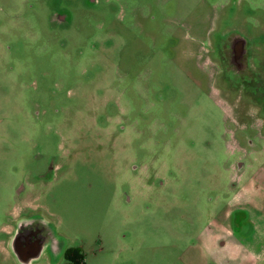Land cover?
Wrapping results in <instances>:
<instances>
[{
	"label": "rangeland",
	"instance_id": "rangeland-1",
	"mask_svg": "<svg viewBox=\"0 0 264 264\" xmlns=\"http://www.w3.org/2000/svg\"><path fill=\"white\" fill-rule=\"evenodd\" d=\"M229 36L264 58V0H0V264L21 223L33 264H264V115L214 62Z\"/></svg>",
	"mask_w": 264,
	"mask_h": 264
},
{
	"label": "flooded vegetation",
	"instance_id": "flooded-vegetation-1",
	"mask_svg": "<svg viewBox=\"0 0 264 264\" xmlns=\"http://www.w3.org/2000/svg\"><path fill=\"white\" fill-rule=\"evenodd\" d=\"M95 2V1H94ZM93 3V2H92ZM68 14L65 10L57 11L50 20L53 25L61 27H67ZM249 41L244 37L229 36L228 39L222 45L219 59L214 62L224 68L225 73L231 79V91L242 90L243 93L249 97V107L254 108L253 115L257 113V116L264 115V58L260 62L255 63L254 53L250 51ZM240 170L244 169V165L241 163L238 165ZM245 211V209H242ZM242 212V211H240ZM246 212L241 213V218L237 217L233 220L235 227L234 231L227 232V238L234 236L235 232L244 231L242 228L243 218H247ZM242 219V220H241ZM13 234V232H12ZM16 237L12 238L9 243V248L17 260L23 264H33L35 261L42 258L46 252L47 234L45 230L38 224H24L21 223L15 230ZM220 234L215 229L213 233L206 241L208 243H214L219 245ZM232 247V246H231ZM230 247V249H231ZM78 248H72L66 251V254L70 250ZM50 252V251H49Z\"/></svg>",
	"mask_w": 264,
	"mask_h": 264
},
{
	"label": "trees",
	"instance_id": "trees-1",
	"mask_svg": "<svg viewBox=\"0 0 264 264\" xmlns=\"http://www.w3.org/2000/svg\"><path fill=\"white\" fill-rule=\"evenodd\" d=\"M78 258L80 259V261L82 260V257H83V253H82V250L81 249H74V250H70L67 252L66 254V259L71 262L72 264H79L80 261H74L75 258ZM77 258V259H78Z\"/></svg>",
	"mask_w": 264,
	"mask_h": 264
},
{
	"label": "crops",
	"instance_id": "crops-1",
	"mask_svg": "<svg viewBox=\"0 0 264 264\" xmlns=\"http://www.w3.org/2000/svg\"><path fill=\"white\" fill-rule=\"evenodd\" d=\"M227 217H228V215H227ZM227 217H226V218H227ZM226 218H225V219H226ZM225 219H224V220H225ZM209 237H210V236H209ZM209 237H208V238H209ZM212 244H213L214 246H216V244H214V243H212Z\"/></svg>",
	"mask_w": 264,
	"mask_h": 264
}]
</instances>
